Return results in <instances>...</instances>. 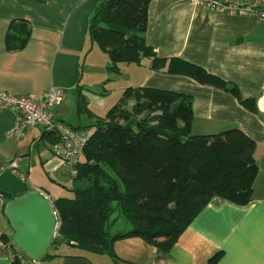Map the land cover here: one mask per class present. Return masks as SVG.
<instances>
[{"label":"crops","instance_id":"0c3cea01","mask_svg":"<svg viewBox=\"0 0 264 264\" xmlns=\"http://www.w3.org/2000/svg\"><path fill=\"white\" fill-rule=\"evenodd\" d=\"M259 1L264 6V0ZM101 2L0 0V90L40 100L52 86L62 87L64 99L50 112L57 121L91 133L83 128H94L91 125L96 117L80 110V95L94 116H104L96 107L106 110L112 106L107 92L94 87L100 84L95 80V66L87 64L89 59L93 61L95 44L89 24ZM18 20L28 22L30 35L23 48L9 50L6 36L12 22ZM145 38L157 56L183 58L236 85L243 99L254 100L256 111L220 87L152 70L147 63L127 64L129 72L122 88L150 86L190 95L194 113L191 133L241 129L256 142L254 155L259 174L264 175V21L204 10L192 0H151ZM108 64L104 60L99 70H109ZM16 117L14 109L0 111V264H12L17 249L31 261L12 246L13 230L4 213L9 200L1 193L17 196L37 189L53 201L67 196L56 183L67 191L72 184L51 149L52 137L42 127L28 128L19 141L10 135ZM13 160L26 175L25 180L10 168ZM258 177L249 204L214 199L203 206L170 249L165 264H208L218 252H222L218 264H264V184L257 187ZM114 226L113 233L126 229L125 222L123 229L113 231ZM62 245L49 249L57 256L41 259L38 264H150L157 257L156 247L137 236L117 239L114 255L78 247L70 253Z\"/></svg>","mask_w":264,"mask_h":264},{"label":"trees","instance_id":"16d2710c","mask_svg":"<svg viewBox=\"0 0 264 264\" xmlns=\"http://www.w3.org/2000/svg\"><path fill=\"white\" fill-rule=\"evenodd\" d=\"M150 2L102 0L96 8L89 35L108 55L109 71L120 72L122 63H147L152 70L220 87L256 111L254 100L243 99L236 85L202 66L183 58L157 56L145 38ZM29 35L27 21H13L6 36L7 49L23 48ZM128 100H133L130 108ZM79 107L96 120L77 172L71 175L69 189L74 196L53 200L57 226L51 247L66 243L114 255L117 239L137 236L156 247V259H166L203 206L214 199L238 205L251 202L259 174L256 142L239 128L192 134L190 95L129 86L104 116H94L83 95ZM45 132L53 142L58 140L55 132ZM1 194L8 200L14 197ZM118 218L124 220L126 229L113 233ZM49 249L41 259L57 256ZM17 250L12 264H38L31 258L26 261ZM221 255L216 253L208 264H218Z\"/></svg>","mask_w":264,"mask_h":264},{"label":"built area","instance_id":"2783aa9c","mask_svg":"<svg viewBox=\"0 0 264 264\" xmlns=\"http://www.w3.org/2000/svg\"><path fill=\"white\" fill-rule=\"evenodd\" d=\"M192 3L215 13L264 21V6L259 0H192ZM64 96L65 90L59 86H52L40 100L33 96H16L0 90V111L7 109L17 111L15 124L9 130L10 135L17 141L25 136L30 127H42L45 131L55 132L58 140L50 144L51 149L54 155L62 160L70 174L75 175L76 166L83 158L90 134L54 118L50 109L60 104ZM9 166L14 173L26 179V175L19 171L15 160L11 161ZM150 264H165V259H154Z\"/></svg>","mask_w":264,"mask_h":264},{"label":"water","instance_id":"95a60500","mask_svg":"<svg viewBox=\"0 0 264 264\" xmlns=\"http://www.w3.org/2000/svg\"><path fill=\"white\" fill-rule=\"evenodd\" d=\"M4 213L13 230L12 243L33 261H40L56 233L53 202L40 190L28 189L10 199Z\"/></svg>","mask_w":264,"mask_h":264},{"label":"rangeland","instance_id":"374dc122","mask_svg":"<svg viewBox=\"0 0 264 264\" xmlns=\"http://www.w3.org/2000/svg\"><path fill=\"white\" fill-rule=\"evenodd\" d=\"M92 54L93 55H91V56H94L93 57V61L89 59L87 64L92 63L95 66L94 67L95 68V70H94L95 80L96 81H100V84L99 85H95L94 87L97 90H100L103 93L107 92L105 95H106L107 100L109 101L108 104L113 106L114 104L118 103L120 101V98L122 97V93H123V90H124L122 87L125 85L124 83H125L126 75H128V72H129L127 70V68H128L127 66L128 65L126 63H122V68L120 69V72H118V73L109 71L105 67L101 68L99 70V68L102 65V62L104 60H106V62L108 60V62H109L108 55L106 53H103V51H101L100 49H98L96 44H94V52ZM131 66H136V65H131ZM102 79H103V81H102ZM86 102H87V105H88V101L87 100H86ZM132 103H133V100L127 101L128 108L131 107ZM108 109H110V108H107L106 110H102V109L100 110V109H98L96 107L95 111L105 115L107 113ZM83 129H86L89 132H91L93 130L92 127H85ZM57 159L62 164L61 168H62L63 173L67 174V178H69L68 176L71 177V175L68 174L69 173L68 168L63 165L62 160L60 158H58V157H57ZM262 176H260V174H259L257 187H259L261 184H264V175H262ZM48 179H49L50 182H52V180L50 178H48ZM54 184L50 183V185L54 186L55 188H56V185H57V188H59L62 191L63 195H67V196H73L74 195L73 192L65 190L63 187H61L57 183H56V185H54ZM51 191H52V194L56 195L55 194L56 192H54V190H52V188H51ZM114 225L115 226L112 229L113 231L123 229L124 228V220L122 218H118L114 222ZM62 248H65V249L71 251L70 253L74 252L73 250H77L78 251V248H75V247L73 248L71 245L66 244V243H63Z\"/></svg>","mask_w":264,"mask_h":264}]
</instances>
